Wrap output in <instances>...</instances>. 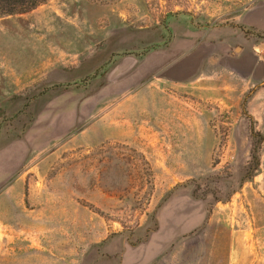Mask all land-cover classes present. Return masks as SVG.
Wrapping results in <instances>:
<instances>
[{
  "label": "rangeland",
  "instance_id": "1",
  "mask_svg": "<svg viewBox=\"0 0 264 264\" xmlns=\"http://www.w3.org/2000/svg\"><path fill=\"white\" fill-rule=\"evenodd\" d=\"M255 1L0 10V264H264V32H204Z\"/></svg>",
  "mask_w": 264,
  "mask_h": 264
},
{
  "label": "crops",
  "instance_id": "2",
  "mask_svg": "<svg viewBox=\"0 0 264 264\" xmlns=\"http://www.w3.org/2000/svg\"><path fill=\"white\" fill-rule=\"evenodd\" d=\"M233 24L216 25L205 28L209 35H213L216 46L234 49L239 62H254V52L259 43L254 41V34L264 32V0H256L243 8L233 19ZM261 45L262 42L260 41ZM215 46V47H216ZM234 47V48H233ZM263 48V46H262Z\"/></svg>",
  "mask_w": 264,
  "mask_h": 264
},
{
  "label": "trees",
  "instance_id": "3",
  "mask_svg": "<svg viewBox=\"0 0 264 264\" xmlns=\"http://www.w3.org/2000/svg\"><path fill=\"white\" fill-rule=\"evenodd\" d=\"M39 1L42 0H3L5 3L0 4V10L2 13H12L17 9L24 11L36 5Z\"/></svg>",
  "mask_w": 264,
  "mask_h": 264
},
{
  "label": "built area",
  "instance_id": "4",
  "mask_svg": "<svg viewBox=\"0 0 264 264\" xmlns=\"http://www.w3.org/2000/svg\"><path fill=\"white\" fill-rule=\"evenodd\" d=\"M261 42H262V46H263V48H264V36L262 37Z\"/></svg>",
  "mask_w": 264,
  "mask_h": 264
}]
</instances>
